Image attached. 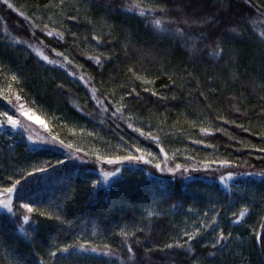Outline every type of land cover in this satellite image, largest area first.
Masks as SVG:
<instances>
[{
  "label": "trees",
  "instance_id": "obj_1",
  "mask_svg": "<svg viewBox=\"0 0 264 264\" xmlns=\"http://www.w3.org/2000/svg\"><path fill=\"white\" fill-rule=\"evenodd\" d=\"M261 33L264 0H0V264H264Z\"/></svg>",
  "mask_w": 264,
  "mask_h": 264
},
{
  "label": "rangeland",
  "instance_id": "obj_2",
  "mask_svg": "<svg viewBox=\"0 0 264 264\" xmlns=\"http://www.w3.org/2000/svg\"><path fill=\"white\" fill-rule=\"evenodd\" d=\"M20 114L23 116L24 119L31 122L35 126H37L38 130L44 129L45 126L42 123V121L38 117H36L33 113H31L27 108H25L23 106L20 107ZM74 160L78 161L79 163H87L88 162L86 159H83L80 157H75ZM166 169L170 173H175V172L180 170L178 167H166ZM260 174H262V173H260ZM13 195H14V191H12L11 193H8L7 191L1 192L0 193V202H6L9 205L12 198H13ZM5 210H7V208L0 206V212L5 211Z\"/></svg>",
  "mask_w": 264,
  "mask_h": 264
},
{
  "label": "snow or ice",
  "instance_id": "obj_3",
  "mask_svg": "<svg viewBox=\"0 0 264 264\" xmlns=\"http://www.w3.org/2000/svg\"><path fill=\"white\" fill-rule=\"evenodd\" d=\"M3 2L4 3H8V0H3ZM246 2H248V0H246ZM8 7L9 8H12L13 6H12V4H8ZM161 11H163V9H161ZM19 15H21V16H24V14L23 13H19ZM140 15H144V12L143 11H141L140 12ZM24 19H28L26 16H24ZM155 25H156V27H159L160 26V21L159 20H155ZM185 23H187V21H185ZM180 30L179 29H177V32H179ZM231 31L232 32H236V29H231ZM50 34V33H49ZM182 34V33H181ZM261 35V37L262 38H264V33H261L260 34ZM17 42H19V41H17ZM217 48H219V45H217ZM217 54H219V52H217ZM45 59H47L46 57H45ZM97 62H99V61H97ZM8 120L9 121H11V126H13V127H15L16 126V124H17V121H15V120H13V118L11 117V116H8ZM0 127H3V125H0ZM70 147V146H69ZM129 159H135L134 157H129ZM156 167L157 168H159L160 167V165L159 164H157L156 165ZM106 176L108 175V174H105ZM256 175H260V173H256ZM18 183V182H17ZM6 191L8 192V193H11L12 191H13V189L12 188H8V189H6ZM0 206H3L4 208H7L9 211H11V208L9 207V205H8V203H6V202H0ZM24 207L29 211V212H31L32 211V208L31 207H29L28 205H24ZM244 212H241L240 213V216L241 217H243L244 216ZM24 222L25 223H28V217L27 216H25L24 217ZM178 246H180V245H178ZM168 247H172V245H168ZM130 251H131V249H129ZM63 251H67V249L65 248V249H63ZM53 255H54V253H53Z\"/></svg>",
  "mask_w": 264,
  "mask_h": 264
}]
</instances>
